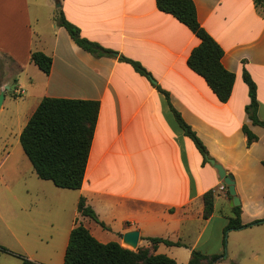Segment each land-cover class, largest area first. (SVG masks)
I'll return each mask as SVG.
<instances>
[{
	"label": "crops",
	"instance_id": "crops-1",
	"mask_svg": "<svg viewBox=\"0 0 264 264\" xmlns=\"http://www.w3.org/2000/svg\"><path fill=\"white\" fill-rule=\"evenodd\" d=\"M53 1L41 0L39 9L40 0H0V54L18 66L12 78L17 79L16 93L27 92L21 77L25 73L28 89L41 99L100 103L77 198L85 197L110 229L77 209L67 232L80 218L105 243L111 241L106 232L123 244V233L138 229L139 245L174 258L176 264H189L193 250L218 255L217 264H264V222L253 224L264 218V126L255 124L246 110L250 94L243 79L246 69L256 82L258 117L264 122V8L254 0H193L198 20L224 49L223 65L236 74L230 99L221 102L187 64L200 39L161 11L156 0H56L82 36L114 51L102 56L79 46L57 23ZM36 50L53 62L49 74L41 70L44 83L35 87V77L27 72ZM120 55L141 62L152 79ZM5 85L10 89L9 81ZM157 85L169 92L170 102L203 140L208 156L234 175L246 227L226 230L234 215L228 187L221 188L217 169L184 133ZM245 125L257 136L251 144ZM209 190L215 194L214 212L204 218ZM148 237L182 244L159 243L154 249Z\"/></svg>",
	"mask_w": 264,
	"mask_h": 264
},
{
	"label": "trees",
	"instance_id": "trees-1",
	"mask_svg": "<svg viewBox=\"0 0 264 264\" xmlns=\"http://www.w3.org/2000/svg\"><path fill=\"white\" fill-rule=\"evenodd\" d=\"M254 2L256 6L264 8V0ZM156 4L161 11L172 14L185 24L200 39L199 45L192 49L187 64L205 79L221 102H227L232 95L236 74L223 65L224 49L198 20L194 1L156 0ZM55 18L85 50L97 56L112 55L114 52L82 36L80 28L69 21L62 11L58 12ZM31 59L44 73H50L53 62L50 55L36 50L31 53ZM120 59L130 63L141 75L152 79L150 72L141 62L125 55H120ZM243 79L249 87L250 94V103L246 110L255 124L264 126V122L258 117L256 82L246 69L243 72ZM14 82H17V79ZM157 88L166 95L176 121L207 161L208 149L203 140L172 105L169 92L158 85ZM99 109L100 103L96 100L50 96L41 99L20 134L22 148L39 178L50 180L60 188L76 190L82 187ZM244 132L249 144L257 139L247 125L244 126ZM214 203V191L209 190L204 194V218L212 215ZM77 208L83 216H88L107 228L93 207L86 203L85 197H80ZM241 212L240 205L233 207L234 215L229 218L227 231L247 226L242 223ZM261 222H264V218L254 221L253 224ZM148 240L154 249L159 243L182 244L162 237H148ZM0 250L18 256L21 264H43L15 253L3 245H0ZM219 259L218 255L210 256L193 250L189 264H217ZM63 264H176V260L166 254H155L150 247L133 250L124 247L118 241L101 242L88 227L76 222L70 231Z\"/></svg>",
	"mask_w": 264,
	"mask_h": 264
},
{
	"label": "rangeland",
	"instance_id": "rangeland-1",
	"mask_svg": "<svg viewBox=\"0 0 264 264\" xmlns=\"http://www.w3.org/2000/svg\"><path fill=\"white\" fill-rule=\"evenodd\" d=\"M53 7L57 13L62 10L56 0ZM39 9H43L41 0ZM37 46L41 47L39 41ZM17 71L12 58L0 54V86L4 89L10 82L0 106V245L43 264H63L70 235L66 228L78 209V190L60 188L39 178L24 153L20 134L41 97L28 89L30 81L25 73L21 77L26 80L27 92L16 93L18 88L12 78ZM27 73L35 77V87L44 83L45 75L34 63ZM115 237L106 232V240L116 241ZM122 245L133 250L148 248H133L124 242ZM0 264H21V259L0 250Z\"/></svg>",
	"mask_w": 264,
	"mask_h": 264
},
{
	"label": "water",
	"instance_id": "water-1",
	"mask_svg": "<svg viewBox=\"0 0 264 264\" xmlns=\"http://www.w3.org/2000/svg\"><path fill=\"white\" fill-rule=\"evenodd\" d=\"M6 89H9V85H5V88L0 92V106L2 105ZM206 158L217 169L222 183L228 187L229 193L232 196V205H240L241 201L236 193L234 175L228 172L225 167L214 158L209 157L208 155ZM122 240L125 244L137 248L140 241V231L138 229L127 231L123 233Z\"/></svg>",
	"mask_w": 264,
	"mask_h": 264
},
{
	"label": "built area",
	"instance_id": "built-area-1",
	"mask_svg": "<svg viewBox=\"0 0 264 264\" xmlns=\"http://www.w3.org/2000/svg\"><path fill=\"white\" fill-rule=\"evenodd\" d=\"M224 187H225V185H224V184H222V185H221V188L223 189Z\"/></svg>",
	"mask_w": 264,
	"mask_h": 264
}]
</instances>
